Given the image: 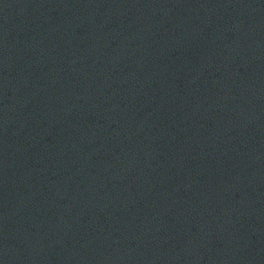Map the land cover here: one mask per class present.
<instances>
[{
  "label": "water",
  "instance_id": "water-1",
  "mask_svg": "<svg viewBox=\"0 0 264 264\" xmlns=\"http://www.w3.org/2000/svg\"><path fill=\"white\" fill-rule=\"evenodd\" d=\"M0 264H264V0H0Z\"/></svg>",
  "mask_w": 264,
  "mask_h": 264
}]
</instances>
